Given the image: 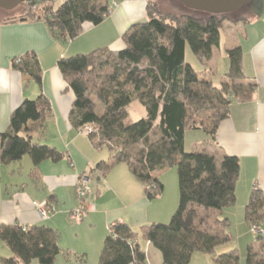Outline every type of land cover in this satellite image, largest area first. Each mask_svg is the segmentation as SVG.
I'll list each match as a JSON object with an SVG mask.
<instances>
[{"label": "trees", "instance_id": "1", "mask_svg": "<svg viewBox=\"0 0 264 264\" xmlns=\"http://www.w3.org/2000/svg\"><path fill=\"white\" fill-rule=\"evenodd\" d=\"M153 2L147 4V20L133 23L123 32V49L103 46L62 57L57 62L75 94L70 112L72 125L91 126L93 132L89 136L95 145L105 146L110 152V158L99 162L97 170L106 173L115 165L126 163L145 185L150 200L164 191L156 173L171 167L178 172L179 205L170 220L138 228L115 221L110 225L98 264H147L145 241L160 249L164 264H189L197 251L210 253L215 264H240L236 247L215 255L218 246L231 241L224 231L231 220L222 211L237 201L239 158L204 150L186 153L185 137L188 130H202L209 140H216L234 102L251 101L257 85L244 83L240 45L227 50L229 69L222 83L216 85L211 78L208 62L214 48L220 46L221 29L232 13L200 17L186 13L167 20ZM113 6L112 0H64L49 4L39 1L37 10L25 8L19 17L3 21H43L55 39L67 42L82 32L85 22L101 23ZM188 45L198 69L186 58ZM12 66L42 83L43 69L34 52L14 57ZM135 100L141 103L145 115L129 123L128 108ZM50 114L51 104L45 96L24 99L12 112L8 129L0 132V164L28 155L36 170L45 160L61 161L66 156L64 152L37 143L32 137L33 129L43 132V119ZM30 122L37 124L29 128ZM199 209L205 213L218 210L212 225L222 230L208 227L206 216L199 219ZM245 220L250 226H264V190L258 184L253 185L245 205ZM0 238L13 251L11 257L1 259V264L29 263L35 259L53 264L62 252L59 232L49 225L24 229L17 223L2 224ZM256 238L264 240V236ZM253 249L248 245L247 264H264V258Z\"/></svg>", "mask_w": 264, "mask_h": 264}, {"label": "crops", "instance_id": "2", "mask_svg": "<svg viewBox=\"0 0 264 264\" xmlns=\"http://www.w3.org/2000/svg\"><path fill=\"white\" fill-rule=\"evenodd\" d=\"M149 1L112 0V11L101 23L85 22L82 32L67 42L55 39L43 21L4 22L0 19V132L8 129L12 112L24 99H36L43 95L51 104V114L43 119V132L32 130L33 140L52 145L66 154L59 162L45 160L36 170L28 155L19 161L0 164V225L17 223L28 227L43 224L57 229L62 252L53 264H98L112 223L122 220L138 228L143 224L168 222L176 208L174 199L164 201V191L157 198L148 199L145 185L133 175L126 163H119L106 173L96 169L99 162L110 158V152L105 146L97 147L83 128L72 125L70 112L75 94L57 65L62 57L87 53L98 47L123 49V32L133 23L147 20ZM256 7L258 9L255 4L251 6L257 12ZM259 12L254 20L248 19L246 14L232 15L224 21L221 29L222 43L224 32L231 37L238 27L244 25L245 35L239 44L243 49L244 83L257 85L254 98L234 104L230 117L221 123L216 140H209L205 134L206 139L197 141L194 150L237 156L240 172L244 171L251 179L249 186L257 183L264 190V27L258 26L259 22H264V15ZM221 43L214 48L208 66L211 78H216L214 73L222 65V82L229 69V58L228 48L222 52ZM28 52H34L40 60L43 69L41 84L12 66L14 57ZM35 124L30 122L28 127ZM165 170L157 172L156 176L159 177ZM83 175L89 176L90 188L86 201L91 209L86 210L78 220L74 218L73 211L79 205L76 184ZM249 186L241 194H238L236 187L243 206L247 204L253 188ZM44 200L57 206L56 212L48 219H42L35 206V202ZM231 207L225 208L222 215L227 211L231 222L238 219L242 224L240 233L235 235L224 229L232 242L228 248H238L240 264H247L248 245H252L254 252L262 256L264 240L257 239L253 233L250 236L245 211L241 222L239 210ZM217 214L218 210L215 216ZM208 227L222 230L212 222ZM143 247L147 264H164L162 252L152 242L145 241ZM222 250L221 253L225 252ZM12 255L10 246L0 238V264L3 257ZM206 255L201 251L195 252L189 264H215ZM21 264L43 263L35 259Z\"/></svg>", "mask_w": 264, "mask_h": 264}, {"label": "rangeland", "instance_id": "3", "mask_svg": "<svg viewBox=\"0 0 264 264\" xmlns=\"http://www.w3.org/2000/svg\"><path fill=\"white\" fill-rule=\"evenodd\" d=\"M153 1H154L153 3H155V8L157 9V11H159V13H161V15L164 18H167V20L170 19L171 17L176 16V15L186 14V13L192 14V15L198 16V17L205 16L208 14L207 12H204L201 10L188 8L185 5H183L181 2H179L178 0H153ZM26 6H27L26 4L20 5L19 7H17L16 9H14L12 11L0 9V19L1 20H9L12 18H17V17H19V15L23 14L25 8L27 9ZM251 6H253V4L244 5V6L240 7L239 9H237L235 12H232V15L233 16H243L246 14L248 19H253V20L256 18L259 11H260L259 13L262 12L264 15V0H256L255 6H258V9L256 7L257 12L255 9H252ZM242 26L238 27L236 33L231 37H228L224 32V35L222 37V43H221L222 44V47H221L222 52H224V50L227 48L228 49L233 48L235 46H238L241 42H243L242 37L245 35V29H244V25H242ZM258 26L260 28L264 27V22H262V21L259 22ZM186 58H187V60L191 61L197 69L200 67L198 65L197 59H196V57H195L194 53L192 52L189 45L187 47ZM221 71H222V65H220V70L216 71L214 73L216 78H214L212 76V80L216 83V85H218V84L220 85V83H222L221 78H220ZM221 77H224V75H222ZM234 104H236V102H234ZM234 104H233V106H234ZM143 110H144V108L138 100L133 101L132 104L128 108L127 121L130 123V122L136 121V120L140 119L141 117H143L145 115V111L143 113ZM197 132H199V133H197ZM201 134H203V135H201ZM205 139H206L205 133L202 130H188V132L186 133V138H185V151H186V153H192L194 151L196 142L197 141L203 142V140H205ZM201 145H203V144H201ZM221 160L222 159H219L218 161L220 162ZM17 163H19V162H17ZM159 178L162 181V183L164 184V194H165L164 201L166 202V200H169L171 198L174 199L175 207H176L175 210H176L178 205H179V197H180L179 177H178L177 168L171 167V168L166 169L162 173V175L159 176ZM250 182H251V179L247 176V174H244V171L240 172L239 179H238V182L236 185L238 194H241L242 190L244 188L248 187ZM255 184H257V183H255ZM253 185L254 184H251L252 187H253ZM251 186H249V187H251ZM238 194H237V201L232 207L235 206L234 210L235 209L239 210L240 221L242 222V218H244L245 205L243 206V204L240 202V197L238 199ZM175 210H174V212H175ZM199 210H200L199 211V219L206 216L204 218L209 219L208 224H210V222H214L215 217H216L215 216L216 210L213 209V210L209 211L208 213H205V211L202 209H199ZM223 215L227 216L228 215L227 211ZM241 224L242 223L239 224L238 219L237 220L232 219L230 226L227 227L228 233L230 232L231 235H235L234 233H240L239 228H240ZM249 233L251 236L252 232L249 231ZM253 236H255V235L253 234ZM230 242L223 244L222 245L223 247H221V245H220V247L218 246L215 255H217L218 253H221L222 249H223L222 251L229 250L228 246H231V244H232V242L231 243ZM204 254H207L206 256H209L210 259L213 260L212 255L210 253L204 252Z\"/></svg>", "mask_w": 264, "mask_h": 264}, {"label": "built area", "instance_id": "4", "mask_svg": "<svg viewBox=\"0 0 264 264\" xmlns=\"http://www.w3.org/2000/svg\"><path fill=\"white\" fill-rule=\"evenodd\" d=\"M44 1L46 4H49L53 1L63 2L64 0H26V7L30 10H37L38 2ZM88 134L93 132V128L91 126H85L83 128ZM89 176L83 175L80 176L78 182L76 184L77 196L79 198V205L73 211L74 218L80 220L84 214V212L88 209H91L90 204L86 201V198L89 194ZM35 206L37 207L42 219H48L53 213L56 212L57 206L53 202H49L47 200L41 202H35ZM27 227H24L26 229ZM251 232L255 236H264V226L261 225H251ZM262 257L264 258V252H262Z\"/></svg>", "mask_w": 264, "mask_h": 264}, {"label": "water", "instance_id": "5", "mask_svg": "<svg viewBox=\"0 0 264 264\" xmlns=\"http://www.w3.org/2000/svg\"><path fill=\"white\" fill-rule=\"evenodd\" d=\"M26 0H0V9L12 11ZM191 9H197L209 14H231L247 4H255L256 0H178Z\"/></svg>", "mask_w": 264, "mask_h": 264}, {"label": "flooded vegetation", "instance_id": "6", "mask_svg": "<svg viewBox=\"0 0 264 264\" xmlns=\"http://www.w3.org/2000/svg\"><path fill=\"white\" fill-rule=\"evenodd\" d=\"M251 5V4H250Z\"/></svg>", "mask_w": 264, "mask_h": 264}]
</instances>
